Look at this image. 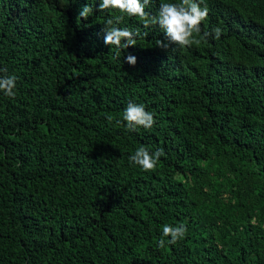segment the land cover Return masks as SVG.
Instances as JSON below:
<instances>
[{"label": "trees", "instance_id": "1", "mask_svg": "<svg viewBox=\"0 0 264 264\" xmlns=\"http://www.w3.org/2000/svg\"><path fill=\"white\" fill-rule=\"evenodd\" d=\"M100 2L0 0V76L17 77L0 92V264H264V0H205L184 48L125 15L141 35L122 50ZM161 2L178 0L146 11ZM129 101L150 129H127ZM140 146L163 149L154 169L129 162Z\"/></svg>", "mask_w": 264, "mask_h": 264}, {"label": "clouds", "instance_id": "2", "mask_svg": "<svg viewBox=\"0 0 264 264\" xmlns=\"http://www.w3.org/2000/svg\"><path fill=\"white\" fill-rule=\"evenodd\" d=\"M152 0H101L98 6L99 11L108 9L118 10L119 14L109 17L105 23L103 32L104 43L107 46H114L117 50L127 49L129 46L137 45V37L141 35L139 30L133 31L127 27L119 25L124 20L125 15L129 17H138L144 28L158 25L165 34L167 43L161 40L156 41L158 47L168 49L170 44L178 45L180 48L190 47L193 44L199 45L201 40L197 39L194 34L201 32L200 24L209 15V7L205 0H178V2H161L158 12L153 15L146 11ZM235 3L236 0H230ZM93 12V7L85 4L79 11L77 21L80 18L87 20ZM222 34V29L219 26L213 27L211 33L205 32L204 37L209 35L214 39H219ZM144 35H147L145 33ZM126 62L130 65L136 64V57L129 54L126 57ZM6 69H0V72ZM17 77L0 76V92L6 97H14L16 95L14 89L16 87ZM109 123L113 118L111 115L106 117ZM122 121L127 122L126 127L129 130L135 131L139 127L150 129L154 123L153 113L146 111L144 104L129 101L123 111ZM121 120H116V124L122 123ZM165 153L163 149H158L155 152H150L145 146L137 148L129 157V162L140 166L145 171L154 169L161 156ZM187 232L186 226L181 223L178 226L165 224L162 228V237H170L167 241L161 238L158 241V247H165V244H176L182 239Z\"/></svg>", "mask_w": 264, "mask_h": 264}]
</instances>
